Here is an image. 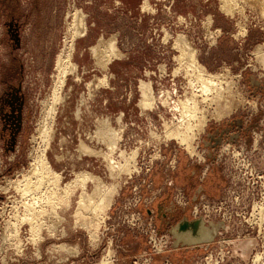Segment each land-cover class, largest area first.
<instances>
[{
	"label": "rangeland",
	"instance_id": "1",
	"mask_svg": "<svg viewBox=\"0 0 264 264\" xmlns=\"http://www.w3.org/2000/svg\"><path fill=\"white\" fill-rule=\"evenodd\" d=\"M262 54L264 0H0V264H264ZM53 173L91 179L45 206ZM199 219L213 240L177 245Z\"/></svg>",
	"mask_w": 264,
	"mask_h": 264
},
{
	"label": "bare ground",
	"instance_id": "2",
	"mask_svg": "<svg viewBox=\"0 0 264 264\" xmlns=\"http://www.w3.org/2000/svg\"><path fill=\"white\" fill-rule=\"evenodd\" d=\"M258 1V0H257ZM227 7V6H226ZM228 9V8H227ZM225 10V9H224ZM230 11H231V9H230ZM233 13V12H232ZM84 32V31H83ZM260 49V48H259ZM258 56H260V55H258ZM262 56H264L263 54H262ZM261 56V57H262ZM192 58H193V56H191ZM260 60H261V58H260ZM65 63H68L67 61H65ZM263 63V62H262ZM61 64H62V60L60 59L59 60V68H61ZM195 64H196V62H195ZM68 65V64H67ZM194 65V64H193ZM63 66H66V64L65 65H63ZM201 66V65H200ZM199 65L197 66H195V68L197 69V71L199 72V73H201V75L200 74H198V75H200V76H198V79L200 78V82L202 83V91H203V93H205V94H209V93H212L213 94V90L215 91V90H217L218 91V93L220 94V90H222V89H218L219 87H221V86H223L222 84H218L219 85V87H218V85L215 83V77L214 78H212V77H209V76H204L203 74H205L203 71L204 70H202V69H204V68H202L201 69V67H200ZM263 66H264V64H263ZM68 69V68H67ZM192 69L194 70V66L192 67ZM63 70L64 71H61L60 70V80H59V85L60 86H57L59 89L61 88V86L63 85V83H64V81H63V78H64V75H65V73H67L66 71H65V67L63 68ZM74 70V69H73ZM192 70V71H193ZM196 70H195V72L196 73H198ZM194 72V71H193ZM194 72V73H195ZM208 74V73H207ZM217 77V76H216ZM222 77V76H221ZM219 78V77H218ZM217 80V79H216ZM231 80V79H230ZM229 80V81H230ZM220 82V81H219ZM58 84V83H57ZM232 84V83H231ZM234 84V83H233ZM193 85V84H192ZM196 87V86H195ZM231 88V87H230ZM229 89V88H228ZM233 89V88H232ZM144 91H145V93H146V98H145V102H144V104L146 105V106H151V105H153V102H154V97H153V93H152V89H151V87H150V85H145V87H144ZM192 91V90H191ZM225 91V90H224ZM233 91V90H232ZM226 92V91H225ZM235 92V91H234ZM215 93V92H214ZM217 93V94H218ZM222 94V93H221ZM218 95L219 97H223L222 95L224 94H222V95ZM191 95V94H190ZM228 95V94H227ZM194 96H196V95H194ZM216 96V95H215ZM228 96H230V94L228 95ZM232 96V95H231ZM207 97V96H206ZM214 97V96H213ZM54 98V97H53ZM218 98V97H217ZM186 99V98H185ZM194 99L196 100V98L194 97ZM160 100H163V99H160ZM191 100H193V99H191ZM191 100H189V101H187V103H186V101H183L185 104H182L183 105V108L182 107H179V106H176V108L178 109V110H182V109H184V113L185 114H187L190 118L191 117H194L195 115H196V112H197V110H198V107H197V102L196 101H191ZM218 100V99H217ZM220 100V99H219ZM223 100H224V98H223ZM177 102V101H176ZM221 102V101H220ZM224 102V101H223ZM222 102V104H224ZM162 103H163V101H162ZM161 103V104H162ZM169 105H170V103H168ZM173 104V103H172ZM174 104H175V102H174ZM219 104V103H218ZM168 105V106H169ZM177 105V104H176ZM180 105V104H179ZM181 105V106H182ZM225 105V104H224ZM163 106V105H162ZM174 106V105H173ZM226 106V105H225ZM224 106V108H226ZM150 108V107H149ZM171 108H173V107H171ZM220 108V107H219ZM174 109V108H173ZM217 109V108H216ZM227 109V108H226ZM172 110V109H171ZM176 111V110H175ZM53 112V111H52ZM183 112H181V113H183ZM226 112H227V110H226ZM183 113V114H184ZM53 114V113H52ZM174 115V114H173ZM228 115V114H227ZM182 116V115H181ZM185 116V115H184ZM180 117V116H179ZM176 119H177V117H176ZM179 120V119H178ZM177 121V120H176ZM178 122V121H177ZM179 125L175 128V129H173V130H169L168 131V134L169 135H171V137H175V138H177V139H179L181 142H182V144H184V143H188V141L191 139V137L192 136H194V135H192L193 134V128L195 127V126H193V125H190L189 123H187L185 120H184V118L182 117V120L181 121H179V123H178ZM203 125V124H202ZM202 125H200V126H202ZM197 126H199V125H196V127ZM172 127H174L173 125H172ZM171 127V128H172ZM198 128V127H197ZM195 129V128H194ZM197 130V129H196ZM195 130V131H196ZM50 131V130H49ZM200 131V130H199ZM49 134V133H48ZM193 138V137H192ZM178 140V141H179ZM194 139H192V141H193ZM184 142V143H183ZM84 149H87V147H85ZM89 149V148H88ZM191 149V148H190ZM91 150V149H90ZM192 150V149H191ZM44 151H45V149H44ZM43 151V152H44ZM89 151V150H88ZM87 151V152H88ZM92 151V150H91ZM90 151V152H91ZM94 152V151H93ZM91 155V154H90ZM44 153L42 154V155H39V157H38V159H37V163H38V166H39V164H41L42 162L43 163H45V166L43 167V169H38V171H39V174L37 175L38 177H42V175L44 174V173H50L51 172V167H50V165L48 166V164L45 162V160H46V158L44 159ZM124 157V156H123ZM129 157V156H128ZM127 156L125 157V158H128ZM131 157V156H130ZM124 158V159H125ZM129 159V158H128ZM127 160V159H126ZM126 162V161H125ZM127 162H128V160H127ZM128 164V163H127ZM42 165V164H41ZM121 165V164H120ZM129 165V164H128ZM37 166V167H38ZM115 167H117V166H115ZM126 167V166H125ZM118 168V167H117ZM119 168L120 169H122V168H124L123 166H119ZM126 169H127V167H126ZM35 170V169H34ZM128 170V169H127ZM37 171V170H36ZM121 172V171H120ZM34 173V172H33ZM37 173V172H36ZM52 173V172H51ZM50 173V174H51ZM126 173V172H125ZM32 175V174H31ZM53 175H55L54 173H53ZM47 176V175H46ZM56 177L54 178V180H53V177L54 176H52V181L50 180H48L49 181V183H50V187L49 188H51L50 190H48V192H49V194H47L48 192L47 191H44L43 193H46L47 194V196H45V194L43 195V198H42V201L45 203L46 202V205L45 206H47L48 204H49V206H51V207H55V205H56V203H58L59 201H62L63 199H61L62 197L64 198V196H65V198H66V196H68V194L70 193L71 194V188H75V187H77V186H83V187H85V185H86V183H87V181L88 180H90L91 178L89 177V176H86L85 175V177H82V176H80V177H78V180H76L73 184H70V185H68L62 192H63V194H64V196H61L60 195V197H58L57 196V194H59L58 193V190H57V185H58V181L60 180V179H58L57 178V175H55ZM44 177V176H43ZM42 177V178H43ZM76 177V176H75ZM34 178V177H33ZM47 178H48V176H47ZM51 178V177H50ZM59 178H60V175H59ZM93 178V177H92ZM38 179V178H37ZM45 179V178H44ZM30 180V179H29ZM28 180V181H29ZM32 180V179H31ZM43 181V180H42ZM61 181V180H60ZM26 182V181H25ZM30 182V181H29ZM73 182V181H72ZM89 182V181H88ZM34 183V182H33ZM41 183V182H40ZM26 184H29V183H26ZM38 184H39V182H38ZM37 184V185H38ZM100 185V184H99ZM41 186V185H40ZM24 187V186H23ZM34 187V186H33ZM45 187V186H44ZM31 188V187H30ZM82 188V187H81ZM116 188V187H115ZM23 189V188H22ZM48 189V188H47ZM100 189V188H99ZM27 190V187L25 188V191ZM113 190V189H112ZM19 191V190H18ZM21 191H23V190H21ZM61 192V193H62ZM72 192H73V190H72ZM74 192H75V190H74ZM112 193H113V191H111ZM25 193V192H24ZM34 193V192H33ZM37 193V192H36ZM106 193V192H105ZM114 193H115V191H114ZM98 194H99V191H98ZM101 194H104V193H101ZM107 194H109V193H107ZM106 194V195H107ZM30 195V194H29ZM36 195V194H35ZM42 195V194H41ZM40 195V196H41ZM49 195V196H48ZM82 195V194H81ZM111 196H109V197H107V201L108 202H111V200H112V197H113V195L112 194H110ZM28 196V195H27ZM39 196V195H38ZM45 196V197H44ZM33 197H36V196H33ZM98 197V196H97ZM27 198V197H26ZM41 198V197H40ZM83 198V199H82ZM101 198V197H100ZM81 201H83V202H80V203H82L83 204V206L85 205V207L87 206V209H89L88 207H89V197L88 196H82L81 197ZM29 200V199H28ZM34 201H35V199H33ZM33 201V202H34ZM38 201V200H37ZM64 201V200H63ZM41 202V201H40ZM32 203V202H31ZM37 203H39V202H37ZM43 203V204H44ZM48 203V204H47ZM62 203V202H61ZM60 203V204H61ZM85 203V204H84ZM30 204V203H29ZM53 204H55V205H53ZM63 204V203H62ZM61 204V205H62ZM103 204V203H102ZM35 205V204H34ZM33 205V206H34ZM40 205V204H39ZM58 205V204H57ZM105 205V204H104ZM23 206H24V204H23ZM29 206V205H28ZM31 206V205H30ZM32 206V208L31 207H28L27 208V213L28 214H26V213H24V215L26 214L27 215V218H24V220L26 219V221H28L27 219H29V220H32V219H34L35 221L37 220L36 219V217H38L39 218V214L41 215V214H43V212L45 211V210H43V209H40V208H38V206H37V208H36V206L35 207H33ZM79 206V205H78ZM40 207V206H39ZM43 207H44V205H43ZM50 207V208H51ZM56 207H58V206H56ZM107 207V206H106ZM105 207V208H106ZM24 208H25V206H24ZM23 208V209H24ZM45 208V207H44ZM82 208V207H81ZM84 208V207H83ZM46 209V208H45ZM49 209V208H48ZM92 209L93 210H96L97 208L96 207H92ZM99 209V208H98ZM100 209H101V207H100ZM26 210V209H25ZM47 210V209H46ZM56 210V209H55ZM54 210V211H55ZM83 210V209H82ZM101 211V210H100ZM75 212H77V211H75ZM102 213V212H101ZM95 214V213H94ZM98 214V213H97ZM103 214V213H102ZM23 215V216H24ZM45 215V214H44ZM51 216V215H50ZM55 216V215H54ZM93 216V215H92ZM100 216V215H99ZM41 217H42V215H41ZM52 217V216H51ZM85 218H87V217H85ZM84 218V219H85ZM20 220H23V219H20ZM33 220V221H34ZM85 221H89V220H85ZM25 222V221H24ZM23 222V223H24ZM31 222V221H30ZM27 223V222H26ZM33 223V222H32ZM92 224V223H91ZM98 225V224H97ZM19 226H21V223H20V225ZM56 227V226H55ZM204 227V228H203ZM97 228V227H96ZM202 230H200V233H198V236H196V237H194L190 232H188V234L186 235V238L184 237V239H185V241H188V243H193V244H195V245H198L197 243H202L203 241H211V240H213V238H214V236L212 235V233H211V231H210V229L209 228H207V227H205V226H203L202 225ZM262 258V257H261ZM258 262V261H257Z\"/></svg>",
	"mask_w": 264,
	"mask_h": 264
},
{
	"label": "water",
	"instance_id": "3",
	"mask_svg": "<svg viewBox=\"0 0 264 264\" xmlns=\"http://www.w3.org/2000/svg\"><path fill=\"white\" fill-rule=\"evenodd\" d=\"M204 224L203 220L199 219V220H195V221H183L182 223H180L178 225L177 230L175 231V238H177V245L179 243H181V241L183 240L182 234L183 233H188L191 232V234L196 237L198 236V232L201 229L202 225ZM181 240V241H180ZM210 241H203L202 243H207ZM202 243H197V244H202ZM184 244H188V245H195L193 243H188V241H184Z\"/></svg>",
	"mask_w": 264,
	"mask_h": 264
},
{
	"label": "crops",
	"instance_id": "4",
	"mask_svg": "<svg viewBox=\"0 0 264 264\" xmlns=\"http://www.w3.org/2000/svg\"><path fill=\"white\" fill-rule=\"evenodd\" d=\"M194 170V172H193V174H196L198 171H199V168L198 167H196V168H193ZM197 194H198V191H197Z\"/></svg>",
	"mask_w": 264,
	"mask_h": 264
}]
</instances>
